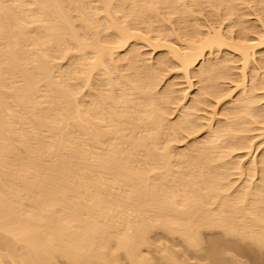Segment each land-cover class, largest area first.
Segmentation results:
<instances>
[{"label": "bare ground", "instance_id": "obj_1", "mask_svg": "<svg viewBox=\"0 0 264 264\" xmlns=\"http://www.w3.org/2000/svg\"><path fill=\"white\" fill-rule=\"evenodd\" d=\"M160 238L264 254V0H0V264Z\"/></svg>", "mask_w": 264, "mask_h": 264}, {"label": "rangeland", "instance_id": "obj_2", "mask_svg": "<svg viewBox=\"0 0 264 264\" xmlns=\"http://www.w3.org/2000/svg\"><path fill=\"white\" fill-rule=\"evenodd\" d=\"M145 49V48H144ZM148 49H150V48H148ZM147 49V51H149ZM157 50H151V51H149V52H147L146 54H150V55H148L149 57H151L153 54H155V52H156ZM154 56V55H153ZM195 85L194 84H192V86H191V88H193ZM175 114V113H174ZM173 113H172V116L174 115ZM199 134V133H198ZM257 146H260L261 147V145H257ZM254 147H256V146H253L251 149H252V151L250 150V154H252L253 156H256V155H258L257 153H259L258 151H260L259 149H260V147H256V148H254ZM254 154H256V155H254ZM252 155H250V156H252ZM243 174L242 175H237V176H235V175H233V177H234V179L236 180L235 182L236 183H239L241 180H243V177H245V173H244V171L242 172ZM237 177V178H236ZM242 182V181H241ZM240 182V183H241ZM234 184V185H238V184ZM153 238H156V239H154V240H156V242L158 241L157 240V236H153ZM158 238H159V236H158ZM163 238V237H162ZM162 238H160L161 240H162V242H164L163 244L165 245V242H166V244L168 245H166L167 246V248L170 246V248H172V249H174L175 250V252L172 250V252H174L175 254V256L174 257H176V260L178 259H180L182 262H184V264H190V263H193L194 264V262L196 263L197 262V264H199V262H200V264H202V262L204 263V264H208L209 262H211L212 261V258H210V257H212V256H210V257H207V256H204L203 254H205L206 252H200L199 254L198 253H195V252H192V251H184V249H186L185 247L183 248V247H181V245L177 242V241H175L176 239H174L173 241L171 240V239H169V241L167 240V241H165V239H162ZM218 238H220V237H218ZM208 239H210V238H207L206 237V245L204 246V247H206L207 246V244L209 243V241H210V243H209V245L211 244V239L208 241ZM213 240H215V238L213 239ZM222 239H217L215 242L216 243H218V241H221ZM160 241V240H159ZM205 241H204V244H205ZM222 241H224V240H222ZM180 242V241H179ZM214 242V241H213ZM213 243V244H215L216 245V243ZM227 242V245H229V246H225V248H227L228 250H231V254H228V253H230V251H228L227 249H226V252H228L227 254H225V255H223V254H220V255H222L223 257H222V259H223V263H224V261L226 260V258L228 257V256H230L231 255V260L230 261H232V260H234V261H232L231 263L232 264H235L234 262H236V264H264V258H262V255H264V254H261L260 252L258 253L257 251H254L253 250V248H252V251L251 252H249V251H246V250H250V249H248L246 246H239L238 245V243L236 244L235 242V247H234V245H233V243H231L232 244V246L230 245V244H228L229 242L228 241H224V242H222V244L223 243H226ZM157 243H160L161 244V242H157ZM181 243V242H180ZM221 243V242H220ZM162 244V245H163ZM179 244V245H178ZM221 244V245H222ZM208 245V246H209ZM225 245V244H224ZM238 245V246H237ZM183 246V245H182ZM218 246H219V243H218ZM223 246V245H222ZM203 247V248H204ZM220 247V246H219ZM224 247V246H223ZM233 247V248H232ZM244 247L246 248V250L244 249ZM249 247V246H248ZM222 248V247H221ZM232 248V249H231ZM250 248V247H249ZM169 249V248H168ZM183 249V250H182ZM240 249H242V250H244V252L243 251H241ZM169 250H171V249H169ZM238 250V251H237ZM239 250H240V252H239ZM204 251V250H203ZM246 251V252H245ZM169 253H171V251L169 252ZM203 253V254H202ZM207 254V253H206ZM261 254V255H260ZM152 255V254H151ZM156 254L154 253V255L153 256H155ZM209 255V254H208ZM219 255V256H220ZM204 256V257H203ZM218 256V258L219 259H221L220 257ZM225 256H226V258H225ZM233 256H234V258H233ZM152 257V256H151ZM206 257V258H205ZM157 258V257H156ZM155 257H154V260H153V262H155V260L157 261V259H156ZM205 258V259H204ZM211 259L210 261H209V259ZM218 258H217V260H218ZM233 258V259H232ZM221 259V260H222ZM225 259V260H224ZM238 259V260H237ZM261 259V260H260ZM177 260V261H178ZM179 260V262H181ZM236 260V261H235ZM176 261V262H177ZM205 261H206V263H205ZM158 262H159V260H158ZM155 262V264H161V263H163L162 261H161V263L159 262ZM181 262V263H182ZM213 262V261H212ZM212 262H211V264H212ZM226 262H227V260H226ZM229 262V261H228ZM242 262V263H241ZM230 263V262H229ZM154 264V263H153ZM164 264V263H163ZM180 264V263H179ZM210 264V263H209ZM227 264V263H226Z\"/></svg>", "mask_w": 264, "mask_h": 264}]
</instances>
